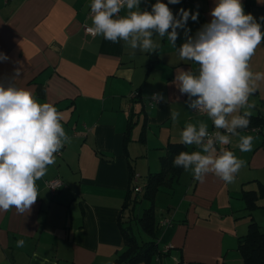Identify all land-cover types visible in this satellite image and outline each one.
Returning a JSON list of instances; mask_svg holds the SVG:
<instances>
[{"label":"crops","instance_id":"1","mask_svg":"<svg viewBox=\"0 0 264 264\" xmlns=\"http://www.w3.org/2000/svg\"><path fill=\"white\" fill-rule=\"evenodd\" d=\"M154 3H142L141 9L150 11ZM242 3L246 14L257 20L264 16V0ZM169 7L174 14L180 8L199 11L198 22L188 25L194 38L211 21L215 2L182 0ZM91 26L90 0H0V52L10 57L0 61V83L29 89L39 102L54 105L70 137L56 163L37 181L40 196L31 211L0 212V264L113 262L125 249L120 220L135 175V186L143 191L149 175L161 171L168 144L180 143L187 124L207 117L190 109L187 95L172 84L178 69L198 72V65L178 57L186 42L182 30L175 48L167 37L155 35L161 47L147 54L89 35L85 29ZM263 60L264 43L252 58L254 72H264ZM16 62L22 65L20 78H14ZM154 93L163 94L164 100H153ZM252 96V116H264V86ZM171 111L180 112L175 123ZM205 123L209 131L215 130L210 119ZM254 143L242 168L246 173L240 170L233 183L214 174L204 183L189 182L190 176L182 179L183 170L172 190L162 188L156 195V200L161 193L173 198L180 186L177 216L170 213L158 222L163 230L174 223L164 239L176 253L167 256L171 264H243L239 240L248 234L252 220L262 226L258 221L264 219V199L251 212L243 200L246 192L259 194L264 188V143ZM238 144L239 137H232L225 147L239 152ZM55 179L63 186L53 194L47 183ZM257 212H263L261 219ZM20 239L25 240L22 248L16 246ZM162 259L160 264H168Z\"/></svg>","mask_w":264,"mask_h":264},{"label":"clouds","instance_id":"2","mask_svg":"<svg viewBox=\"0 0 264 264\" xmlns=\"http://www.w3.org/2000/svg\"><path fill=\"white\" fill-rule=\"evenodd\" d=\"M148 2L90 0L92 26L87 31L147 54H156L161 47L155 35L167 37L175 48L178 30L184 32L186 42L178 57L198 65V72L178 69L172 84L181 95H187L190 109L207 114L215 131L210 132L205 122L187 124L180 132V143L196 150L180 152L173 166L191 172L199 183L214 174L231 184L247 162L225 146L238 136L241 152H251L254 147L255 138L242 132L249 128L255 107L250 97L264 82V72H254L251 67L256 50L264 43V16L257 20L246 14L242 0H214L211 21L193 38L188 25L190 20L198 22V10L180 8L174 14L169 5H180L182 0H155L150 11L142 10L141 4ZM9 60L0 52V61ZM21 69L22 65L14 67V78L21 77ZM152 99L163 101L164 96L154 93ZM170 116L175 123L180 112L171 111ZM63 119L54 105L39 102L29 89L0 83V212L14 209L23 215L31 211L40 196L37 181L47 175L57 155L70 143ZM16 246L24 247L25 240H18Z\"/></svg>","mask_w":264,"mask_h":264},{"label":"trees","instance_id":"3","mask_svg":"<svg viewBox=\"0 0 264 264\" xmlns=\"http://www.w3.org/2000/svg\"><path fill=\"white\" fill-rule=\"evenodd\" d=\"M248 129H264V116H251ZM182 151L190 152L189 146L181 143H170L166 154L161 158L162 169L158 173L150 174L147 183L143 186L142 193L136 192L133 185L128 199H125L121 216L120 227L124 240V251L110 264H151L153 260L160 264L164 256H168L172 248L170 243H165V233L174 225L173 222L166 224V230L156 220V195L162 188L173 189L183 172V168L173 166V159ZM260 187V186H259ZM261 192H246L243 200L247 209L256 210L258 201L264 199V188ZM141 195V196H140ZM142 198V199H141ZM145 204L142 211L139 207ZM133 224H136L147 240L139 241L135 235ZM168 248V249H167ZM239 252L243 264H264V226L252 220L248 234L239 240ZM179 264H183L180 262Z\"/></svg>","mask_w":264,"mask_h":264},{"label":"rangeland","instance_id":"4","mask_svg":"<svg viewBox=\"0 0 264 264\" xmlns=\"http://www.w3.org/2000/svg\"><path fill=\"white\" fill-rule=\"evenodd\" d=\"M258 67V66H257ZM260 67L262 68V67H264V60H263V62L262 63H260ZM262 72V71H261ZM260 85H261V88L264 86V82H262V83H260ZM252 100H257L256 99V97H251V101ZM257 102V101H256ZM201 122H205V121H207V120H209V118L208 117H200V119H199ZM215 131V130H214ZM250 132V131H249ZM250 134H252L253 135V137L255 138V140H256V142L258 141L259 142V144L261 145V144H263L264 143V134L263 133H261V134H257V132H255V131H253V132H250ZM254 140V141H255ZM254 148H255V143H254V147H253V150H254ZM194 150H196L195 148H191V151H194ZM228 150H230V149H228ZM252 150V151H253ZM238 151V150H237ZM234 153H235V155L236 156H238L239 158H241V159H243V160H246V157H247V153H245V152H241L240 150H239V152H235V151H233ZM246 171V168L245 169H241V175H242V173H246L245 172ZM186 176H190L191 178L189 179V182H191L192 181V179H193V175H188V172H186V171H184V173H183V176H182V179H184ZM186 179V178H185ZM182 181V180H181ZM194 181V180H193ZM179 185L176 187V192H175V195L173 196V198L172 197H170L169 195H167L166 193H161V194H159V196H158V198H157V200H156V220L158 221V222H162V221H164L168 216H169V214H170V216L171 217H173V218H175L176 216H177V205H174L177 201H178V199H180L181 198V195H180V190H179ZM171 207V208H170ZM142 208L143 207H141V208H139V212L140 211H142ZM169 209V210H168ZM259 211V210H258ZM261 211V210H260ZM263 212H257V215H258V217H259V215H263L262 214ZM259 219H261V217H259ZM258 219V220H259ZM257 220V221H258ZM259 223L260 222H262V223H260V224H262V226H264V219H263V221H258ZM133 229H134V232H135V235L137 236V238H138V240L139 241H143V240H147V237H146V235L142 232V231H140V229L138 228V226L136 225V224H133ZM172 251V254H174V255H176V253L174 252V250L172 249L171 250ZM163 261H165L166 263H168V264H171V263H173L172 262V259H170V257H164L163 259H162ZM239 261L241 262L242 261V259H241V257L239 258ZM230 264H240V263H235V262H230Z\"/></svg>","mask_w":264,"mask_h":264},{"label":"built area","instance_id":"5","mask_svg":"<svg viewBox=\"0 0 264 264\" xmlns=\"http://www.w3.org/2000/svg\"><path fill=\"white\" fill-rule=\"evenodd\" d=\"M6 3H8L9 1H11V0H4ZM91 14V13H90ZM85 31H86V33L87 34H89V35H92L91 33H89L88 31H87V28L85 29ZM93 36V35H92ZM194 112L196 113V114H198V115H201V116H207V114L206 113H197L195 110H194ZM255 132H259L260 131V129L259 128H257V129H255L254 130ZM210 132H212V131H210ZM61 154V152L57 155V156H59ZM138 180H139V175H135V185L138 183ZM63 186V182L60 180V179H55V180H51V181H49L48 183H47V188L51 191V193H56L61 187ZM136 191L137 192H141L142 191V189H141V187L140 186H136ZM168 249V248H167Z\"/></svg>","mask_w":264,"mask_h":264}]
</instances>
